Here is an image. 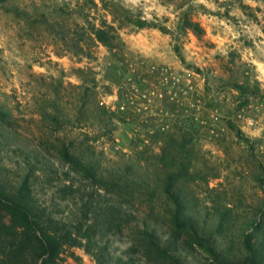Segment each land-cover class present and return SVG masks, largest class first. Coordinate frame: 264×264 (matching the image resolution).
<instances>
[{"label": "rangeland", "instance_id": "obj_1", "mask_svg": "<svg viewBox=\"0 0 264 264\" xmlns=\"http://www.w3.org/2000/svg\"><path fill=\"white\" fill-rule=\"evenodd\" d=\"M105 23L119 49L95 40ZM245 74L255 98L228 84ZM0 112V189L61 238L58 264H169L157 247L217 264L208 246L241 259L264 226V0H0ZM179 161L189 176L170 178ZM176 199L198 239L175 227ZM15 239L0 226V256Z\"/></svg>", "mask_w": 264, "mask_h": 264}, {"label": "trees", "instance_id": "obj_2", "mask_svg": "<svg viewBox=\"0 0 264 264\" xmlns=\"http://www.w3.org/2000/svg\"><path fill=\"white\" fill-rule=\"evenodd\" d=\"M129 20L138 28L151 26L163 33L168 32L166 27L158 23H149L147 20L141 19L136 21ZM183 25L199 38L205 35L203 27L197 21L191 20L188 15L184 16ZM92 30L95 40L109 50L113 51L120 48L121 40L114 26L105 23L100 28L93 27ZM253 81L254 83L252 84L251 74H249L246 75V82L243 85H237L235 81H231L228 84L239 88V91L244 96L255 98L261 93V89L258 80L254 79ZM0 116L5 117L6 115L0 112ZM60 154L66 163L74 167L83 177L90 179L95 184L102 187H118V184L114 180H109L103 173H100L95 165L77 158L67 148H63ZM183 163L179 161V173L171 174L169 176L170 178H187L189 176L190 169L188 167L182 169ZM172 188H174L172 184L168 185L166 193L175 196ZM176 207L177 209L170 211L171 216L174 218L175 227L185 230L191 236L198 239L196 225L182 211L177 199ZM4 218L9 219V225L4 221ZM0 226L1 228L10 230L16 237V241L10 247V250L8 252L3 250V255L0 256V264H14V256L18 260L29 256L35 263L58 264L63 250L61 238L50 231L47 225L33 215L30 205L21 199V193L9 194L7 191L0 189ZM155 246L157 247V245ZM243 247L245 254L241 256V259H238L237 256L227 258L212 246H208V252L215 258L217 264H264V226L256 224V229L252 233L245 234ZM157 248L168 258L169 264H185L180 257L171 254L168 249ZM7 249L9 248L7 247ZM17 259H15V262H17Z\"/></svg>", "mask_w": 264, "mask_h": 264}]
</instances>
